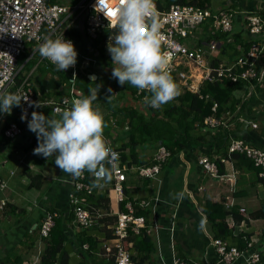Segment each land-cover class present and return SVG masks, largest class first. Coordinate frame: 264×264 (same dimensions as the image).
I'll list each match as a JSON object with an SVG mask.
<instances>
[{"label": "crops", "instance_id": "obj_1", "mask_svg": "<svg viewBox=\"0 0 264 264\" xmlns=\"http://www.w3.org/2000/svg\"><path fill=\"white\" fill-rule=\"evenodd\" d=\"M53 1V4L72 8L70 13L62 17L60 22L62 28L78 27L84 35L81 41L73 40L74 47L75 44L79 47L76 70L78 61L81 60L82 72L86 73L89 81L95 82L100 79L106 85L107 90L115 83L118 85V81L112 78V69L115 65L110 68L106 63L100 61L99 51L94 43L95 39H91L86 33L85 15L81 13V10L75 8L82 0H77L78 3L72 4L74 7L67 2ZM208 1L211 10L232 11L234 13L233 30L230 33H241L247 40L251 37L247 28V15L258 12L264 20V0ZM69 2L71 3V1ZM161 4H165L163 0H161ZM210 25L211 21H208L197 29L193 33V38L187 41L188 44L192 47L205 45L207 43L206 38L211 35ZM115 31L117 30H111L109 37L114 38L117 33ZM220 43L222 45V42ZM240 48L241 54L245 53V48L243 46ZM37 49L38 45L35 43L25 44L24 51L18 59V81L29 78L35 96L41 102L60 101L67 96L78 99L79 97L75 94L77 90L75 84L64 85L55 66L41 58ZM226 56L225 54L222 55L220 48L214 60L222 57L220 63L230 64ZM67 71L73 73V67L65 72ZM180 73H184L185 78H182ZM92 74L96 75V79L91 80L89 78ZM176 74L179 77L177 85L180 94L185 88L191 93H196L200 99L206 101L210 99L205 98V96L201 97L203 85L209 82L200 84V77L196 71L191 68L189 70L187 66L182 65ZM224 83L221 82V84ZM247 83L249 87L238 91V96L245 98L254 95L251 101V109L245 114L248 117L246 119L253 121L258 127L255 129L249 126V131H243V138L251 144L259 145L258 148L264 149V83L259 85L260 89L257 88L258 85L254 81ZM198 86L200 87L199 92L191 90V87L195 89ZM127 94L129 92L124 90L121 97L124 98ZM113 97L115 98L114 95ZM114 102L121 107L131 105L144 110V104H140L136 100H133V104L127 105L119 104L116 98ZM41 106H35L32 113H42L46 117L51 114L56 115L51 106ZM108 107L109 102L106 101L95 109L103 115L105 122L106 118L110 117V122L112 126H115V131L121 130V138H125L128 122L124 123L123 128H117V120L110 116L111 112L108 111ZM12 110H17L16 117L19 118L20 107H14ZM213 110H215L214 106ZM31 118L32 114L30 120ZM210 118L216 120L215 124L208 123ZM15 123L20 124L23 130L20 135L10 139L4 133L6 116L0 114V180L2 182V186H0V264L42 263V256L47 249V241L52 231L47 236L42 235L40 231L47 213L56 214L55 219L62 221L67 236L64 249L68 254L64 255L65 257L62 256L63 264H65L66 258L69 259L67 264H111L112 261L114 263L112 259L114 253H108L106 246L114 245V231L119 215L127 212L125 210H127L126 207L129 203L133 205L135 201L149 200L151 202L154 199L152 203L153 215L148 232L154 239L158 250L154 255L156 264H172L174 256L193 264H225L220 261L212 245V241L215 239L211 236L207 220L203 214V209L208 201L222 205L227 210L238 206L240 213L244 215L245 219H248V223L244 220L238 224L232 217H228L226 221L234 227V236L252 234L251 238L256 240L255 245L262 250L264 249V219L250 217L251 212L259 210L262 206L264 186L262 184L254 185L252 176L244 175L242 177L230 160L221 159L225 168L223 175L211 176L208 174L199 161L201 157H207L211 161L210 158L214 152L209 145L200 147L199 151L190 147L170 162L165 163V161L158 175L148 181L141 179L139 173V168L144 166H134L129 169L125 165L127 170L125 185L128 193L125 199L132 198L127 200L126 209H122L123 201L117 199L113 186H111L109 213L100 212L99 215H93V225L83 227L76 223V216L72 217V213L75 214V206L72 204L71 195L75 194L79 197L77 192L84 191L77 190L75 185L80 180L85 181V172L80 179L74 178L62 173L55 166L54 157L46 159L34 155L33 152L38 143L33 141V132L28 130L27 122L23 123L20 119L19 122ZM206 123L214 126L220 122L215 117L210 116L206 118ZM115 137L116 133L111 140ZM104 138L107 143H111L105 135ZM221 151L216 153L213 158L221 156ZM138 152L145 161L155 162L154 157L157 151L143 146L138 148ZM211 162L214 163V161ZM231 174H234V179L229 177ZM38 176L41 178L39 179ZM263 176L264 171L260 173V177ZM37 184L40 186L37 187ZM102 184L103 187L107 185L103 182ZM103 187H98L97 192H100ZM79 198L83 200V198ZM242 208L245 209V213L241 212ZM102 217L107 220L108 226L106 228L103 224H98V219ZM108 229L113 233L111 239L106 238ZM87 237H92L97 242V247L93 251L89 249V243L84 244L83 247L80 246L82 240ZM172 244L174 245V254L170 249ZM56 264L61 263L56 262ZM233 264L246 263L238 261ZM258 264H264V262Z\"/></svg>", "mask_w": 264, "mask_h": 264}, {"label": "trees", "instance_id": "obj_2", "mask_svg": "<svg viewBox=\"0 0 264 264\" xmlns=\"http://www.w3.org/2000/svg\"><path fill=\"white\" fill-rule=\"evenodd\" d=\"M163 1L165 3L164 5L161 4V0L158 2L160 9H169L173 4L195 5L201 8H210L208 6V0ZM49 3L53 4L54 1L49 0ZM66 33L72 40L76 39V42L81 41V38L84 37L78 27H69ZM110 34L111 30L104 31L103 34L99 35V37L94 40V43L99 51L100 61L106 63L111 68L114 65L112 64L110 54L107 55V42H109ZM229 38H233L231 42H228ZM206 39L207 43H209L210 40L222 42V45H220L222 55H227L226 58L229 60L230 64H232V61H235L237 56L241 55L242 51L240 50V46H243L246 52L250 46V42L260 43L263 41V37L261 36H252L248 39L249 41L251 40L249 42L241 33L236 32H216ZM223 41H225L224 44ZM222 59V57H219L214 60L213 63L217 65ZM260 62L261 65H264V57ZM77 66L78 74L73 83L75 87H77L75 94L79 98H83L89 95V89L99 88L98 98L93 101V107L96 108L98 105H102L104 102L108 101L109 107L107 109L111 112L110 116L117 120V128H123L124 123L128 122V131L125 138H121V130L115 131V126H112L110 117L106 118V126L104 128V135L111 142L109 146L121 154V167L126 165L127 168L131 169L134 166H151L155 163L145 161L138 152L139 147L144 146L155 151H158L161 147H165L170 154L165 162L167 163L190 147H194L199 151L201 149L200 147L209 145L214 152L210 159L217 164L219 175H223L225 171L221 159L230 160L242 177L244 175L252 176L253 178H251L254 180V185L262 184L264 186V176L260 177V173L264 171V168L256 166L255 162L247 157L244 152L235 151L229 153V147L234 141H242L245 145H251L257 148L259 146L257 144H251L243 138V131H249L248 127L250 126L244 122V120L248 118L245 113H248L249 109H251V101L254 95L252 94L250 97L244 98L238 96V91L246 89V87L248 88V81H239L234 84H230L228 80H224V84H221V81L205 83L201 92L203 96H209L210 99L207 101L205 99H200L196 93H191L184 88V91L178 97L158 109H154L143 103V97L146 95L150 96V93L146 91L139 92L138 89L132 87L130 84H125L124 90L129 92L133 100L138 101L140 104H144V110H142L131 105L123 107L116 105L114 97L109 100L108 96H111V93L107 92L106 85L102 83L100 79L95 82L88 80L86 73L82 72L81 60L78 61ZM57 74L64 85L72 84V72H57ZM171 76L174 82L178 84L177 81L179 77L176 72L172 73ZM260 86L258 85L257 88L260 89ZM214 102L217 104L215 110H213ZM16 113L17 110H12L11 115L5 114L6 128L12 123L20 121V117L17 118ZM210 116L215 117L220 123L214 126L206 123V118ZM115 133L116 137L111 140ZM33 134V141L38 143L36 134ZM219 151H221V156L213 158ZM38 178L40 179L41 177L38 176ZM78 179H80V177ZM84 179L85 181L83 182L90 185L93 192L92 194H88L86 191L77 192L79 197L83 198V200L81 199L83 206L93 215H99L100 212L108 214L110 211L111 199L110 187L114 185V180L111 179L100 192H97L98 187H94L93 184L98 178H95L92 174L85 171ZM141 179L145 181L150 180V178L142 176ZM102 182L103 181H101V183ZM125 183L126 182L123 183V186L125 196H127L128 193ZM37 185V187L40 186V184ZM129 199L127 198L122 202L121 207L123 210L126 209L125 206ZM154 200L151 202L145 200L146 205L144 206L141 205L142 201L133 202L135 217H143L146 223V227L142 228L138 234L132 233L133 231L130 226L129 237L125 239V244L131 254L133 264H156L154 255L158 250L154 239L150 232H148L150 220L153 215L152 203ZM239 210L240 208L238 206L227 210L222 205L208 201L203 209V214L207 220L209 231L212 234L211 236L214 239L226 241L229 247L247 250V241L251 239L252 234L246 233L240 236H234V227L226 221L228 217H232L238 224L244 220L248 223V219H245L244 215L240 213ZM74 216L75 214L73 212L72 217L74 218ZM250 217L254 219H264V199L261 208L255 212H251ZM98 224H103L105 228L108 226L105 217L98 219ZM107 231L106 238H113L111 230L108 229ZM66 241L67 236L63 229L62 221L56 218L55 226L47 241V249L42 256L41 264H56V262L63 264L62 261L64 259L62 256L68 254L64 249ZM86 243H89V249L92 251L97 247V242L94 241L92 237L83 239L80 246L83 247ZM260 256V262H264V249L260 252ZM112 259L114 263L112 261L111 264H115V258L113 257ZM68 262L69 259L66 258L65 264ZM187 263L193 264L192 262Z\"/></svg>", "mask_w": 264, "mask_h": 264}, {"label": "built area", "instance_id": "obj_3", "mask_svg": "<svg viewBox=\"0 0 264 264\" xmlns=\"http://www.w3.org/2000/svg\"><path fill=\"white\" fill-rule=\"evenodd\" d=\"M117 3L118 0H109L107 4L102 3L96 10L99 6L98 0H84L75 7L85 15L86 33L91 39H97L104 31L117 30L115 27ZM154 3L157 20L161 25L160 32L163 37L161 53L166 55L169 60L168 70L170 74L178 72L180 66L183 65L187 66L189 70L191 68L196 71L200 77V84L204 82H223L224 80H228L231 84L239 81H254L256 85L264 83V65H261L260 62L264 57V20L258 12L247 15V28L251 37L261 36L263 41L260 43L250 42L248 50L237 56L232 64L219 63L216 66L213 60L220 50L221 43L219 41L210 40L209 43L202 44L201 47H192L187 41L192 39L193 33L208 21H211V35L216 32L230 33L233 30L234 13L225 9L214 11L195 5L178 4L171 5L169 9H160L158 0H154ZM105 8L107 11H105ZM71 10L72 8L69 6L50 4L49 0H0V92L17 93L28 98L27 102H21L20 119L22 114L26 112L27 119L30 120L32 111L38 103L51 106L53 113L56 114V109L69 108L72 101L77 99L67 96L60 101L41 102L37 100L29 78H23L19 81L17 78L19 74L18 59L23 53L26 43H35L39 47L44 42L45 37L52 39L64 38L73 43L72 38L67 36L68 28H62L60 25L62 17L70 13ZM231 41L232 39L229 38L228 42ZM180 75L185 78L184 73H180ZM76 77L77 70L73 67L72 83H74ZM191 90L199 92L200 87L198 86L195 89L191 87ZM205 98H209V96L207 95ZM216 107L217 104L214 103V109ZM4 115L2 114V116ZM244 121L255 129L258 127L251 120L246 119ZM22 122L26 123L27 120ZM215 122L214 119H208L210 124H215ZM22 130L20 124L12 123L5 129L4 133L6 137L12 139L20 135ZM107 144L109 146V143ZM112 150L118 153L116 169L112 176L114 180L113 189L117 199L124 201L123 183L127 181L126 167L120 165L121 154L114 149ZM235 151L244 152L247 157L255 162L256 166L264 168V149L245 145L242 141H234L229 147V153ZM169 155L168 150L161 147L155 154L153 165L139 168L140 175L145 178L156 177ZM199 163L211 176H219L218 167L209 158L201 157ZM229 177L234 179V174L229 175ZM0 186H2L1 180ZM75 186L77 190L92 193L91 187L81 180L76 182ZM71 201L75 206L76 223L83 227L93 225V214L83 206L81 199L74 194L71 195ZM141 205H146V202L142 201ZM126 208L127 212L119 215L115 226L114 245L106 246L108 253H114L115 264H133L131 254L125 244L129 227L131 226V230L136 233L146 227L143 217H135L133 205L129 203ZM241 212L245 213V209L242 208ZM55 217L56 214L47 213L41 225L42 235H49L55 226ZM255 244L256 240L251 238L247 241L248 249L239 250L237 247H229L228 243L221 239L212 241L220 261L225 264H233L238 261L246 264L260 263L262 249ZM173 246L172 244L170 249L174 254ZM172 264L189 263L174 256Z\"/></svg>", "mask_w": 264, "mask_h": 264}, {"label": "clouds", "instance_id": "obj_4", "mask_svg": "<svg viewBox=\"0 0 264 264\" xmlns=\"http://www.w3.org/2000/svg\"><path fill=\"white\" fill-rule=\"evenodd\" d=\"M108 2L98 0L96 10ZM115 12L117 33L107 44L115 65L112 78L121 86L130 84L141 92L150 93L143 97V103L154 109L173 101L180 95V90L168 70L167 56L161 53L163 37L154 0H118ZM37 51L41 58L55 66L57 72H65L77 63L74 44L64 38L45 37ZM98 93L99 88H91L88 96L75 99L71 107L56 109V115L46 117L33 112L28 120L25 112L21 120H27L28 130L37 136L34 155L46 159L54 157L55 166L74 178L87 171L98 177L93 186L103 187L101 181L107 183L112 179L118 153L108 146L104 138L103 115L93 107ZM113 95L108 96L109 100ZM22 101L27 102L28 98L0 92V114L11 115L12 109L20 107ZM36 107L42 106L38 103Z\"/></svg>", "mask_w": 264, "mask_h": 264}, {"label": "rangeland", "instance_id": "obj_5", "mask_svg": "<svg viewBox=\"0 0 264 264\" xmlns=\"http://www.w3.org/2000/svg\"><path fill=\"white\" fill-rule=\"evenodd\" d=\"M62 2H67L68 4H70L72 6V4H76L78 3L77 0H60ZM71 1V3L69 2ZM81 1V0H80ZM84 0H82L81 2H83ZM74 7V6H72ZM196 37H198V35L196 34ZM79 47L77 44H75V50L78 51ZM116 84V83H115ZM113 84L111 86V89H112V92L111 94L113 93L117 102L119 104H122V105H127V104H133V99L131 98V96L129 94H127L124 98L121 97V94H123L124 92V87L122 88V86L120 84ZM135 102V101H134ZM136 103V102H135Z\"/></svg>", "mask_w": 264, "mask_h": 264}, {"label": "water", "instance_id": "obj_6", "mask_svg": "<svg viewBox=\"0 0 264 264\" xmlns=\"http://www.w3.org/2000/svg\"><path fill=\"white\" fill-rule=\"evenodd\" d=\"M89 78H90L91 80H94V79H96V75H95V74H92V75L89 76Z\"/></svg>", "mask_w": 264, "mask_h": 264}]
</instances>
